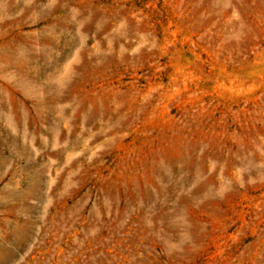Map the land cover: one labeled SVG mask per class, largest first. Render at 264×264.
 Here are the masks:
<instances>
[{
  "label": "rangeland",
  "instance_id": "374dc122",
  "mask_svg": "<svg viewBox=\"0 0 264 264\" xmlns=\"http://www.w3.org/2000/svg\"><path fill=\"white\" fill-rule=\"evenodd\" d=\"M0 264H264V0H0Z\"/></svg>",
  "mask_w": 264,
  "mask_h": 264
}]
</instances>
